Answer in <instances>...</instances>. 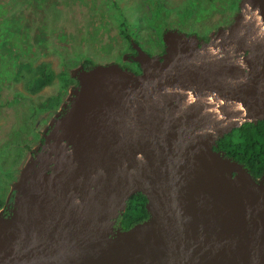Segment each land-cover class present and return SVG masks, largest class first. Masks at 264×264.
<instances>
[{
  "label": "water",
  "instance_id": "obj_1",
  "mask_svg": "<svg viewBox=\"0 0 264 264\" xmlns=\"http://www.w3.org/2000/svg\"><path fill=\"white\" fill-rule=\"evenodd\" d=\"M245 1L204 41L167 29L160 56L135 44L138 73L82 67L0 210V264H264V172L214 149L264 119V0ZM137 192L147 217L121 229Z\"/></svg>",
  "mask_w": 264,
  "mask_h": 264
},
{
  "label": "rangeland",
  "instance_id": "obj_2",
  "mask_svg": "<svg viewBox=\"0 0 264 264\" xmlns=\"http://www.w3.org/2000/svg\"><path fill=\"white\" fill-rule=\"evenodd\" d=\"M245 10V0H0V28L16 27L0 30V200L75 97L83 60L122 65L129 39L156 56L164 30L204 41ZM40 62L53 75L32 90L25 68Z\"/></svg>",
  "mask_w": 264,
  "mask_h": 264
},
{
  "label": "trees",
  "instance_id": "obj_3",
  "mask_svg": "<svg viewBox=\"0 0 264 264\" xmlns=\"http://www.w3.org/2000/svg\"><path fill=\"white\" fill-rule=\"evenodd\" d=\"M15 28L1 27L0 30L5 29L6 32H10ZM81 64L85 69L86 65H91L87 60H83ZM25 69L29 87L32 90L48 84L53 75L45 62H40L35 68L26 65ZM18 74L20 73L18 72ZM43 138H39V142H36L38 148L42 145ZM214 149L223 152L225 156L240 163L253 178H259L264 172V119L257 120L254 124L245 122L231 129L228 133L217 138ZM17 194V190H11L6 200H0V209H3L6 205L5 208L8 213ZM145 202L146 198L139 192L129 195L125 200L124 210L115 219V225L121 229H126L132 224L145 219L147 217V212L144 208Z\"/></svg>",
  "mask_w": 264,
  "mask_h": 264
},
{
  "label": "flooded vegetation",
  "instance_id": "obj_4",
  "mask_svg": "<svg viewBox=\"0 0 264 264\" xmlns=\"http://www.w3.org/2000/svg\"><path fill=\"white\" fill-rule=\"evenodd\" d=\"M135 44H137V46H139L145 53H147L149 55H153V54L148 53L146 50H144L137 42H133V40L129 39L130 49H129V51L124 52V54L122 55L121 60H120V63L122 65H119V66H121L122 68H125L127 70H130L132 72L138 73V72H140V66L134 60V57H135V53L136 52H135V49H134L133 46ZM160 55H161V53L160 54H157L156 56H160ZM12 191H13V189H12ZM5 206L2 209V214H7V211H6Z\"/></svg>",
  "mask_w": 264,
  "mask_h": 264
},
{
  "label": "bare ground",
  "instance_id": "obj_5",
  "mask_svg": "<svg viewBox=\"0 0 264 264\" xmlns=\"http://www.w3.org/2000/svg\"><path fill=\"white\" fill-rule=\"evenodd\" d=\"M211 141L213 140V138H210ZM237 177V176H236ZM248 197L249 199H251V201L255 202L258 198L254 197L249 191H248Z\"/></svg>",
  "mask_w": 264,
  "mask_h": 264
},
{
  "label": "built area",
  "instance_id": "obj_6",
  "mask_svg": "<svg viewBox=\"0 0 264 264\" xmlns=\"http://www.w3.org/2000/svg\"><path fill=\"white\" fill-rule=\"evenodd\" d=\"M1 210V212H2V209H0Z\"/></svg>",
  "mask_w": 264,
  "mask_h": 264
}]
</instances>
